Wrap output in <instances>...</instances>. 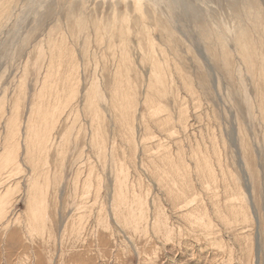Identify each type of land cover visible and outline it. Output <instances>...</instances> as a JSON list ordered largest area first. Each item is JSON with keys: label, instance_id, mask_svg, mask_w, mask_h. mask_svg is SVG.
<instances>
[{"label": "rangeland", "instance_id": "1", "mask_svg": "<svg viewBox=\"0 0 264 264\" xmlns=\"http://www.w3.org/2000/svg\"><path fill=\"white\" fill-rule=\"evenodd\" d=\"M68 1L0 23V264H264V24Z\"/></svg>", "mask_w": 264, "mask_h": 264}, {"label": "bare ground", "instance_id": "2", "mask_svg": "<svg viewBox=\"0 0 264 264\" xmlns=\"http://www.w3.org/2000/svg\"><path fill=\"white\" fill-rule=\"evenodd\" d=\"M14 0H6V1H3L0 3V23H2L3 19L7 16V13L9 12L10 9H13L16 7L15 3L13 2ZM80 1V0H79ZM132 1H135L137 2L136 5L137 7L140 9L144 8L145 6H148V5H151L152 3L148 4L151 0H132ZM155 1V0H154ZM207 1V0H206ZM209 1V0H208ZM240 1V0H239ZM119 2V1H118ZM128 2V1H127ZM213 2V1H212ZM216 2V1H215ZM236 2V1H235ZM242 8H241V12H237L236 16H237V19H239L233 27L232 29H227V28H223L222 31H218V33H220V35H224V34H228L230 32H233L235 33V42L236 43H240V42H243V40L245 39V36L248 34L247 32V28L248 26H253L254 28L258 27L259 25H262L264 24V17H263V8H264V0H242ZM14 3V4H12ZM21 3V2H20ZM82 3V1H81ZM129 3V2H128ZM203 3V2H202ZM205 3V2H204ZM209 3V2H208ZM207 3V4H208ZM67 4V8H66V11H67V18L68 17H72V18H77V20H79V23H80V27L84 26V23H83V20H82V16H81V13H80V10H83L81 9V5L79 6V3H77L76 1H73V0H69L68 2H66ZM86 4V3H85ZM115 4V3H114ZM130 4V3H129ZM206 4V3H205ZM219 4V3H218ZM24 7H25V10L28 11V14H32V19L33 21H35L34 23V26L32 27V30H30V32H33V31H36L38 28H40L42 25H48V23H54V25H56L57 22H59L58 19H55L54 16L57 14L56 11H55V6H59V2L58 0H25L24 2ZM22 5V6H23ZM116 5V4H115ZM113 5V6H115ZM158 5V4H156ZM211 6V4H209ZM208 5V6H209ZM232 5V4H231ZM129 6V5H128ZM9 7V8H7ZM213 7V6H212ZM211 7V8H212ZM84 8V7H83ZM86 8V7H85ZM114 8V7H113ZM203 8V7H202ZM201 8V9H202ZM210 8V7H209ZM215 8V7H213ZM17 9V8H16ZM195 9V8H194ZM204 9V8H203ZM202 9V10H203ZM208 9V8H207ZM216 9V8H215ZM214 9V10H215ZM236 9H240V8H237ZM57 10V9H56ZM212 10V9H211ZM217 10V9H216ZM76 11H79L78 13H80L78 16L75 15ZM85 11V10H84ZM83 11V12H84ZM190 11V10H188ZM199 11V10H198ZM204 11V10H203ZM208 11V10H207ZM213 11V10H212ZM211 11V12H212ZM235 11V10H234ZM13 12V11H12ZM118 12V11H116ZM206 12V11H205ZM204 12V13H205ZM193 13V12H192ZM200 13V12H199ZM86 14V13H85ZM113 14V13H112ZM10 15V14H9ZM87 15V14H86ZM66 16V14H65ZM229 16V15H228ZM241 17V18H238ZM121 17V16H120ZM128 17V16H127ZM126 17V18H127ZM197 17V16H196ZM213 17V16H212ZM50 18H54L52 20H49ZM116 18L119 19V17L116 16ZM69 19V18H68ZM129 20V19H128ZM131 20V19H130ZM220 20V19H219ZM224 20V19H223ZM67 21V20H66ZM95 21V20H94ZM93 21V22H94ZM125 20H123L124 22ZM127 21V20H126ZM125 21V23H126ZM97 21L94 22V27L96 29H98V26L99 24L96 23ZM137 22V21H135ZM218 22V21H217ZM225 22V21H224ZM250 22V25H248L247 23ZM47 23V24H46ZM92 23V22H91ZM59 24V23H58ZM128 24V23H126ZM125 24V25H126ZM223 24V23H222ZM112 25V24H111ZM201 27V29L203 30V32L206 34V36L208 34H210V32L208 31V34L206 33V30H207V27L206 25L204 24H199ZM248 25V26H247ZM79 26V25H78ZM113 26V25H112ZM143 26V25H142ZM106 27V26H105ZM105 27L103 29H105ZM51 28V27H50ZM102 29V28H99V30ZM83 30V29H82ZM86 30V29H85ZM99 30H98V33H99ZM112 30V29H111ZM208 30H212V27L211 28H208ZM227 30V31H226ZM94 31V30H93ZM28 33V35H26V37L28 38L30 36L31 33ZM54 32V31H53ZM95 32V31H94ZM107 32L108 29H107ZM94 34V33H93ZM97 34V33H95ZM86 35V33H85ZM99 35V34H98ZM25 36V35H24ZM97 36V35H96ZM100 36V35H99ZM204 36V35H203ZM221 37V36H220ZM24 38V37H23ZM103 38V37H102ZM112 38V37H111ZM222 41L221 42H225V38H222L221 39ZM26 41V39H25ZM222 44V43H221ZM242 44V43H241ZM240 45V44H239ZM245 45V44H244ZM242 46V45H241ZM155 62V61H153ZM70 75V74H69ZM152 76V75H151ZM67 79V78H66ZM162 80V79H161ZM53 81V79H52ZM67 81V80H66ZM43 83V82H42ZM164 86V85H163ZM70 93V92H69ZM91 107V106H90ZM93 107V106H92ZM11 150V149H10ZM12 156V155H11ZM249 182V181H248ZM249 184V183H248ZM250 190V189H249ZM251 193V192H250ZM250 199V198H249ZM3 210V209H2ZM36 210V209H35ZM3 213L5 214L4 210H3ZM34 213V212H33ZM256 216V220L258 221L259 219L257 218V215L255 214ZM260 234V233H259ZM259 237H261L259 235ZM258 237V238H259Z\"/></svg>", "mask_w": 264, "mask_h": 264}]
</instances>
